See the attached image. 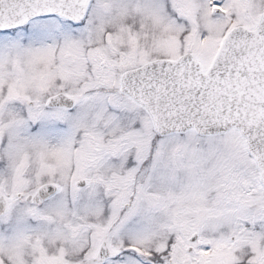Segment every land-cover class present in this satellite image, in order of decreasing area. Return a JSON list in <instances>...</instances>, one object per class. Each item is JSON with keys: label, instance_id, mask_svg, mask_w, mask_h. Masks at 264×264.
<instances>
[{"label": "snow or ice", "instance_id": "obj_1", "mask_svg": "<svg viewBox=\"0 0 264 264\" xmlns=\"http://www.w3.org/2000/svg\"><path fill=\"white\" fill-rule=\"evenodd\" d=\"M0 264H264V0H0Z\"/></svg>", "mask_w": 264, "mask_h": 264}]
</instances>
